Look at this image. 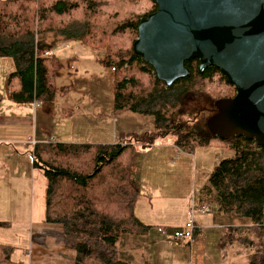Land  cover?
Listing matches in <instances>:
<instances>
[{"label": "trees", "instance_id": "trees-1", "mask_svg": "<svg viewBox=\"0 0 264 264\" xmlns=\"http://www.w3.org/2000/svg\"><path fill=\"white\" fill-rule=\"evenodd\" d=\"M156 9L154 0H0V58L14 66L6 85L13 103L51 104L63 90L56 82L59 59L42 57L52 46L37 40L57 31L67 41L103 52L98 63L112 70L115 116L131 112L154 119L152 132H129L113 144L37 143L33 166L47 182L44 222L61 226L74 264H129L119 257L120 236H145L152 229L135 215L140 193L133 179L134 146L150 147L172 135L174 146L193 153L218 141L232 156L212 169L204 193L214 196L220 212L250 222L227 228L221 248L237 243L247 254L245 264H264V145L212 131L210 123L219 114L216 102L236 93L217 68L199 73V61L192 59L185 63L189 76L166 87L134 53L138 23ZM74 16L106 17L108 22L102 27L73 22L59 29L49 24L53 17ZM201 99L208 107L182 120L189 102ZM13 252L12 246L0 244V264H19L11 259Z\"/></svg>", "mask_w": 264, "mask_h": 264}, {"label": "crops", "instance_id": "crops-1", "mask_svg": "<svg viewBox=\"0 0 264 264\" xmlns=\"http://www.w3.org/2000/svg\"><path fill=\"white\" fill-rule=\"evenodd\" d=\"M40 41L52 46L50 50L54 57L59 52L58 44L61 43V46L65 47L71 42L63 39L57 43H51L45 39ZM6 59L0 58V228L5 226L8 230H12L13 220L30 222L28 243L31 251L25 249L28 262L12 260L15 263L74 264L75 253L65 248L63 235L60 236L61 226L51 227L50 225L55 224L45 223L44 208L41 210V206L35 213V185L40 183L39 179H41V175L36 171L38 168L33 166V160L29 165H20L19 159L26 156L25 151H29L27 153L32 159L33 149L37 143L113 144L118 140L116 135H112L111 143L108 138L96 139L100 138L102 133L98 131L99 126L96 122L88 121L80 113L82 103L71 109L57 110L56 115L53 114L50 106L46 107L48 104L13 103L9 98L6 85L8 75L14 72V66L12 61L8 62ZM70 68L73 70V66ZM57 78L58 76L56 82ZM59 88L63 90L58 92L53 103L58 97L64 98L66 94L64 87ZM51 116L59 117L60 124L52 120ZM108 117H111L112 123L107 126L113 127L115 134L119 120L114 115L113 104ZM87 124L92 131L83 136L79 129ZM32 141L36 144H27ZM172 141L168 143L158 141L146 148L134 146L136 150L132 158L133 179L140 193L135 206V215L142 223L152 226V229L145 236H122L119 242L120 257L129 264H183L181 252L183 249H188L193 264H219V258L223 262L224 258L228 257V253H225V257H220V248L224 242L226 229L250 226V222L234 218L232 214L220 212L213 200L214 196H207L204 193L203 188L206 183L202 190L196 191V195L193 193L191 198L183 195V179L189 170L187 163L191 162L193 165L190 177L194 182L193 163L196 157L184 154L173 145ZM135 154L138 156L135 157ZM199 157L213 161L216 155L207 151L204 154L199 153ZM45 186L46 181L44 188ZM202 204L207 205L210 212L196 217L198 230L193 239L184 244L188 247L181 248V244L174 245L171 240L173 249L166 248L168 244L165 237L170 238L169 231L172 226L176 227L175 230L183 227L189 219L190 206ZM180 207L181 211H179ZM34 218L36 221H33ZM45 234L51 237L43 241L42 236ZM5 238L7 237L4 236L2 239L0 235V244L9 245L15 249ZM230 247L231 255L240 256L245 251L237 243H233ZM209 254L212 263H210Z\"/></svg>", "mask_w": 264, "mask_h": 264}, {"label": "water", "instance_id": "water-1", "mask_svg": "<svg viewBox=\"0 0 264 264\" xmlns=\"http://www.w3.org/2000/svg\"><path fill=\"white\" fill-rule=\"evenodd\" d=\"M157 9L138 23L133 51L171 86L217 68L235 89L216 102L210 127L219 136L244 137L264 145V0H154Z\"/></svg>", "mask_w": 264, "mask_h": 264}, {"label": "rangeland", "instance_id": "rangeland-1", "mask_svg": "<svg viewBox=\"0 0 264 264\" xmlns=\"http://www.w3.org/2000/svg\"><path fill=\"white\" fill-rule=\"evenodd\" d=\"M49 22L50 26L53 28H64L73 22H78L80 24L94 23L99 26H104L108 22L106 17L102 18H91V17H83V16H74L70 18H58L53 17ZM39 39V40H38ZM45 39L51 43L61 42L62 39L65 40L62 36H60L57 31H51L47 33H43L37 37V40L40 41ZM43 42V41H42ZM60 46L59 52L56 53V57L59 59L60 67L57 73V86L64 87L66 94L64 98L58 97L57 101L53 103V105L48 104L46 107L52 108L53 114L57 113V110L61 109H71L73 106H77L79 103H82L80 113L85 116L88 121H94L99 126L98 131L101 132V137L96 138L99 140H103L105 138L109 139L111 143L112 135H116L117 140L121 137L125 136L127 133L132 132L135 134H144L150 133L154 129V119L151 116L139 115L131 112H124L116 117L119 120V124L117 125L118 130L114 134L113 127H108L112 123L111 117H108L109 110L112 106V70L108 68H104L102 65L98 63V60L103 56L102 51L93 50L89 47L83 46L78 42L71 41L68 46L62 47L61 43L58 44ZM10 62V59H6ZM73 66V70L70 68ZM60 96V95H59ZM81 101V102H79ZM200 101V103H198ZM196 103L189 102V105L185 107V112L188 114L187 116L182 117V120H191L193 115L199 112V110L205 109L208 107V101L201 99ZM194 108V109H193ZM205 115H209V113L204 112ZM65 118V117H63ZM85 119L84 117H82ZM51 119L56 121V123L60 124L59 117H52ZM79 126V124H78ZM91 126V125H90ZM90 127L87 125L83 126L81 129V134L83 136L85 133H90L92 130H89ZM127 132V133H126ZM55 138V137H53ZM90 138V135H88ZM94 139V138H91ZM174 140L172 135L165 136L159 142L168 143ZM137 146H143V143H137ZM136 150V148H134ZM210 151L213 155H216V158L212 161L210 159L199 157V153L204 154L205 152ZM29 151H25L26 156L19 159L20 165H29L32 162L30 158V154L27 153ZM183 152V151H182ZM187 155H195L196 161L194 164V172H195V180L192 182V178L190 177V172L192 170L191 162L187 163L189 165V170L187 175H184L183 186L184 192L183 195H186L191 198L192 194L196 195V191L202 190L204 184L207 182L208 176L212 169L218 165L222 160L227 159L232 156V153L229 149L225 148L221 142H214L211 145H208L203 148H197L193 151V153H185ZM138 155L135 154V157ZM1 164V163H0ZM37 172L41 175V179H39L40 183H36L35 185V198H34V210L35 213L38 211V208L41 206V210H43L44 206V194L45 189V176L44 172L41 169H37ZM192 176V175H191ZM47 184V182H46ZM195 187V189H194ZM44 193H43V191ZM195 191V192H194ZM41 194V197H40ZM195 199V196H194ZM181 211V207L179 209ZM234 216V215H232ZM236 216H234L235 218ZM239 218V217H237ZM240 220H247L244 218H240ZM32 221V220H31ZM33 221H36L34 218ZM30 222L26 220L20 221H12L11 226L13 225L12 230H8L5 226L0 228V235L5 238L6 241H9L11 245L15 247L14 252L11 256V259L16 262H28L26 258L25 249L27 251H31V247H29V226ZM51 227H56L58 225H50ZM58 228V227H57ZM183 228V227H181ZM176 227L172 226L169 231L170 238L165 237V241L168 246L166 248L173 249L171 247V238L175 231ZM180 229V228H179ZM168 235V234H167ZM62 236V234L60 235ZM125 236V235H122ZM118 241V252L120 257V247ZM132 236V235H128ZM48 234L42 236L43 241L46 238H49ZM138 237V236H137ZM47 243V242H45ZM187 243V242H186ZM181 244V248L188 247ZM188 249H183L181 252V263L183 264H193L192 257L190 256ZM225 253L227 254V258H224L222 262L219 258V264H245L247 254L244 252L240 256L231 255V247L230 245H226L224 249L220 248V257H225ZM196 255V254H195ZM121 259V257H120ZM209 260L211 262L210 254Z\"/></svg>", "mask_w": 264, "mask_h": 264}, {"label": "built area", "instance_id": "built-area-1", "mask_svg": "<svg viewBox=\"0 0 264 264\" xmlns=\"http://www.w3.org/2000/svg\"><path fill=\"white\" fill-rule=\"evenodd\" d=\"M53 56V52L51 50L45 51L42 54V57L48 58ZM35 145V142H29L27 143ZM210 212V208L207 205H200V206H190V211H189V219L183 226V228H180L178 230H175L172 236V242L174 245H180L183 243H186L190 240L193 239L194 234L196 230H198V225L196 224V217L199 215H206Z\"/></svg>", "mask_w": 264, "mask_h": 264}]
</instances>
